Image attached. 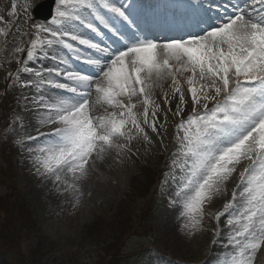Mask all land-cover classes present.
Returning a JSON list of instances; mask_svg holds the SVG:
<instances>
[{
    "label": "rangeland",
    "instance_id": "374dc122",
    "mask_svg": "<svg viewBox=\"0 0 264 264\" xmlns=\"http://www.w3.org/2000/svg\"><path fill=\"white\" fill-rule=\"evenodd\" d=\"M38 1L0 0V63L5 54L14 67L22 66L20 41L28 30L40 29L43 44L50 40L46 55L58 51L52 40L56 32L31 18ZM224 1L217 2L224 17L235 15L222 19L218 13L220 24L212 18L215 23L196 38L213 33L201 37L210 48L196 49L195 39L178 48L142 44L135 46L143 53L140 61L132 60L121 72L115 66L110 70L96 107L104 117L125 114L132 122H116L123 134L112 136L109 151L93 164L85 157L93 131L87 97L80 102L45 93L40 81L46 74L27 81L23 66L16 81L3 86L1 78L0 175L5 184L0 185V264H89L88 255L97 260L113 234L122 257L135 253L129 264H264V95L255 85L264 83V0H249L260 3L247 12L234 11L236 0ZM54 9L59 22L66 21L63 32L81 33L66 17V8L54 4ZM254 15L262 21L254 23ZM212 64L221 75L217 68L208 70ZM137 69L143 93L136 92ZM207 70L221 81L209 78ZM77 90L85 94L87 87ZM214 108L230 121L227 145L206 141L195 128L173 126L175 119L181 122L194 111ZM6 129L20 138L17 155L13 138L3 134ZM141 169L157 179L169 170L152 216L146 194H138L125 207L135 231L123 235L118 225L114 233L113 215L105 221L109 228L101 230L100 218L119 207ZM137 184L147 190L144 181ZM98 218L92 251L78 252L76 237ZM39 241L50 243L36 252ZM144 251L150 252L145 260Z\"/></svg>",
    "mask_w": 264,
    "mask_h": 264
},
{
    "label": "trees",
    "instance_id": "16d2710c",
    "mask_svg": "<svg viewBox=\"0 0 264 264\" xmlns=\"http://www.w3.org/2000/svg\"><path fill=\"white\" fill-rule=\"evenodd\" d=\"M138 181H144L147 184L146 186L147 190H145L143 186L138 185L137 184ZM1 183L5 184V181L1 180ZM154 184H155V177L153 175H149V176L145 175L144 178L136 177L135 180L132 182L131 193L126 195V198L122 200L121 204H126L127 201H131V200L135 201L136 196H138V194H146L148 197V194L152 190ZM10 188L15 189L14 185H10ZM143 190L144 193H142ZM146 206L150 208V213L152 214L154 209V202L152 197L149 198V203ZM128 218H131L129 216V212H125V207H120L119 211L114 215V219L117 221L115 222L114 233L115 230L118 228L117 227L118 225L121 226L122 229L121 232L123 235H127L129 231H135L134 226L129 225L128 221L130 220H128ZM105 221L106 220L102 222ZM94 225L92 226L89 225L82 231L81 236L79 237L76 243L78 245L77 248L78 252L86 251V250L92 251V249H90L89 246L91 245V240H94V236H95V230H93ZM110 239L112 240V242H110V245L107 244L104 249L100 250L99 257L97 260L91 258V253L88 255L89 264H120L123 261V259L117 258V257H122L123 253L120 251L119 247L117 246V239H115L114 234L111 235ZM49 243H50L49 241L46 242L39 241L36 244L37 245L36 252H39L40 250H43V248H45L46 246H49Z\"/></svg>",
    "mask_w": 264,
    "mask_h": 264
},
{
    "label": "bare ground",
    "instance_id": "6f19581e",
    "mask_svg": "<svg viewBox=\"0 0 264 264\" xmlns=\"http://www.w3.org/2000/svg\"><path fill=\"white\" fill-rule=\"evenodd\" d=\"M176 2H179V3H181V2H189V3H191L192 1L193 2H195V0H175ZM222 1H224V0H222ZM227 2L228 1H230V0H226ZM225 2V1H224ZM227 2H225L227 5H229ZM241 3H246V0L244 1L243 0V2L241 1ZM241 3H240V1L239 0H236V3H234V4H232L233 5V7H234V11L236 10L235 8H239L240 6H241ZM226 4H224V5H226ZM223 5V8H225L226 6H224ZM255 6V5H254ZM207 7H209V6H207ZM227 10V13H228V9H226ZM217 10H211V12L214 14V16H216V18L218 17L217 16V14L219 13V11H217ZM215 13H216V15H215ZM229 14L230 13H228L227 14V16H229ZM233 14H235L234 12H233ZM230 15H232V14H230ZM226 16V17H227ZM226 17H219V18H222V19H224V18H226ZM245 17V16H244ZM251 17V16H250ZM255 17V16H254ZM236 18V17H235ZM237 18H239V16H237ZM249 18V17H248ZM210 20H206L205 21V23L202 25V27L200 28V30H199V32H198V34H200L201 32H203V31H206L207 29H209L211 26H212V24H214L215 22L214 21H212V18H209ZM252 19V18H251ZM217 20V19H216ZM219 20V19H218ZM216 21L218 24H220V22L221 21ZM239 20V19H238ZM253 20H254V18H253ZM262 24H264V21L262 22ZM261 25V24H260ZM221 27H222V25H220ZM224 26H227V24H225V25H223V27ZM233 33V32H232ZM231 33V34H232ZM168 38H170L171 39V36H169Z\"/></svg>",
    "mask_w": 264,
    "mask_h": 264
}]
</instances>
